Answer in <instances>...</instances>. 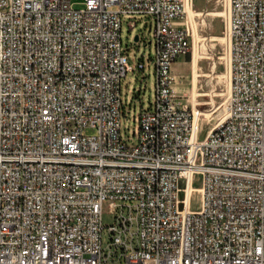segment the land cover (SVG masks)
Instances as JSON below:
<instances>
[{"label": "built area", "instance_id": "2783aa9c", "mask_svg": "<svg viewBox=\"0 0 264 264\" xmlns=\"http://www.w3.org/2000/svg\"><path fill=\"white\" fill-rule=\"evenodd\" d=\"M81 3L0 9V264H264V0H230L232 91L203 139L173 74L193 0ZM126 14L156 22L135 142L121 133Z\"/></svg>", "mask_w": 264, "mask_h": 264}, {"label": "rangeland", "instance_id": "374dc122", "mask_svg": "<svg viewBox=\"0 0 264 264\" xmlns=\"http://www.w3.org/2000/svg\"><path fill=\"white\" fill-rule=\"evenodd\" d=\"M83 0H74L76 7H81ZM195 13L188 15L187 22L191 32L190 52L180 57L173 64L176 77L175 88L181 101L194 111L197 106L209 116H200V138L203 139L209 129L215 127L223 116L227 115L228 105L225 92L229 83L228 61L229 42L225 33V18L228 16V0H193ZM188 13V12H187ZM155 20L143 14H126L122 17V42L134 67L123 80L122 99L123 115L121 133L124 138L135 142L139 129V115L150 109L155 103L156 66H155ZM139 40H135V36ZM199 53L196 66L193 57ZM144 63V69L138 64ZM199 74V75H198ZM193 90L202 93L193 98ZM195 102H202L196 104ZM196 194L192 205L199 204ZM112 214H104V222L110 223Z\"/></svg>", "mask_w": 264, "mask_h": 264}, {"label": "bare ground", "instance_id": "6f19581e", "mask_svg": "<svg viewBox=\"0 0 264 264\" xmlns=\"http://www.w3.org/2000/svg\"><path fill=\"white\" fill-rule=\"evenodd\" d=\"M228 1H229V8H228V14H229V12H230V0H228ZM3 5H12V0H0V9H3ZM186 9H187L188 15L190 17H192L194 14H196L195 11H194V9L192 8V5L188 4L187 7H186ZM226 39L228 40V42L230 44L229 35L227 36ZM198 58H199V53L196 52L195 55H194V57H193V61H192L194 67L197 64ZM227 76H228V79H229V83H228V86H227V89H226V92H225V97L227 98V102L229 103L230 96H231V91H232V86H231V57H230V55H229V61H228V75ZM201 94L202 93H197L196 90H193V95L192 96H193L194 100H196L197 99V96L198 95H201ZM195 103L196 104H199V103H202V102H195ZM194 112H195L196 117H197V119L199 121V130H200V116L202 114H205V115L209 116V114H206L203 111L201 112V110H199V108L197 106H194ZM225 117L226 116H223L221 118V120L218 122V124L222 123L225 120ZM211 130H212V128L209 129L208 132H210Z\"/></svg>", "mask_w": 264, "mask_h": 264}, {"label": "water", "instance_id": "95a60500", "mask_svg": "<svg viewBox=\"0 0 264 264\" xmlns=\"http://www.w3.org/2000/svg\"><path fill=\"white\" fill-rule=\"evenodd\" d=\"M135 40H139V36L138 35L135 36Z\"/></svg>", "mask_w": 264, "mask_h": 264}]
</instances>
